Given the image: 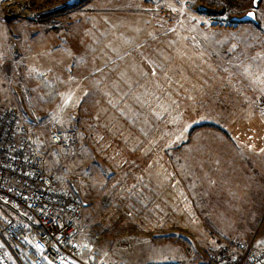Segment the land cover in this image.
<instances>
[{
    "label": "rangeland",
    "instance_id": "obj_1",
    "mask_svg": "<svg viewBox=\"0 0 264 264\" xmlns=\"http://www.w3.org/2000/svg\"><path fill=\"white\" fill-rule=\"evenodd\" d=\"M1 105L86 205L88 260L264 245V0H0Z\"/></svg>",
    "mask_w": 264,
    "mask_h": 264
},
{
    "label": "built area",
    "instance_id": "obj_2",
    "mask_svg": "<svg viewBox=\"0 0 264 264\" xmlns=\"http://www.w3.org/2000/svg\"><path fill=\"white\" fill-rule=\"evenodd\" d=\"M64 127L51 132L59 147L71 144ZM85 204L61 187L45 166L34 137L10 109L0 110V264H111L81 256L75 240ZM145 264H185L165 260ZM205 264H264V246L252 242L224 251Z\"/></svg>",
    "mask_w": 264,
    "mask_h": 264
},
{
    "label": "water",
    "instance_id": "obj_3",
    "mask_svg": "<svg viewBox=\"0 0 264 264\" xmlns=\"http://www.w3.org/2000/svg\"><path fill=\"white\" fill-rule=\"evenodd\" d=\"M253 1H254V6L258 7L260 0H253ZM249 13H252V15H249ZM232 20L239 21V22H248L249 20L257 21L255 10H250L248 11V13H246L243 16H236Z\"/></svg>",
    "mask_w": 264,
    "mask_h": 264
},
{
    "label": "crops",
    "instance_id": "obj_4",
    "mask_svg": "<svg viewBox=\"0 0 264 264\" xmlns=\"http://www.w3.org/2000/svg\"><path fill=\"white\" fill-rule=\"evenodd\" d=\"M0 108H1V109H7V107H5V106H3V105H1ZM80 217H81V216H80ZM80 217H79V219H80ZM78 222H79V220H78ZM78 222H77V225H78ZM76 236H77V234H76ZM76 236H75V240L78 241ZM81 256H82L83 258H86V259H92V258H90V256H88L87 254H85V252H84L83 249H82V252H81ZM95 261H97V260H95Z\"/></svg>",
    "mask_w": 264,
    "mask_h": 264
},
{
    "label": "trees",
    "instance_id": "obj_5",
    "mask_svg": "<svg viewBox=\"0 0 264 264\" xmlns=\"http://www.w3.org/2000/svg\"><path fill=\"white\" fill-rule=\"evenodd\" d=\"M24 261H25V264H29V262L26 259Z\"/></svg>",
    "mask_w": 264,
    "mask_h": 264
},
{
    "label": "snow or ice",
    "instance_id": "obj_6",
    "mask_svg": "<svg viewBox=\"0 0 264 264\" xmlns=\"http://www.w3.org/2000/svg\"><path fill=\"white\" fill-rule=\"evenodd\" d=\"M249 15H252V13H249Z\"/></svg>",
    "mask_w": 264,
    "mask_h": 264
},
{
    "label": "bare ground",
    "instance_id": "obj_7",
    "mask_svg": "<svg viewBox=\"0 0 264 264\" xmlns=\"http://www.w3.org/2000/svg\"><path fill=\"white\" fill-rule=\"evenodd\" d=\"M261 246H264V245H261Z\"/></svg>",
    "mask_w": 264,
    "mask_h": 264
}]
</instances>
